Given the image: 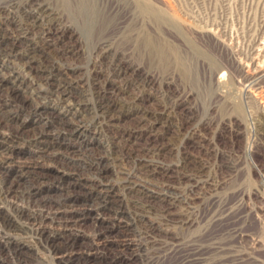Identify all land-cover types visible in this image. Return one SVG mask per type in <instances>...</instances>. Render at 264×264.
<instances>
[{
    "label": "rangeland",
    "instance_id": "obj_1",
    "mask_svg": "<svg viewBox=\"0 0 264 264\" xmlns=\"http://www.w3.org/2000/svg\"><path fill=\"white\" fill-rule=\"evenodd\" d=\"M49 1L60 9L64 24L67 21V27L75 32L77 46L86 55L92 53L93 60L98 53L95 46L104 41L113 44L116 57L135 80L131 91L143 96L140 103L148 111L162 115L157 122L146 121L147 125L142 126L149 130L134 137L129 131L141 124L132 113L118 121L113 133L118 144L171 169L167 175L158 174L148 185L158 190L169 183L179 191L189 190L188 203L169 206L172 221L163 225L166 230L161 241L153 243L146 235H128L129 241L143 246L127 250L124 256H130L132 251L138 256L122 264H264V136L257 127L258 113L242 96L252 92L247 87L248 74L264 67V0H145L141 12L128 0H114L108 7L102 6L100 0H86L92 7L85 6V10L75 7L77 0H71V8H65L62 0ZM84 13L93 16L95 28L91 36L80 29ZM124 23L121 29L117 27ZM245 89L248 92L244 93ZM262 89L264 84L257 85L254 92L262 95ZM177 99L185 103L173 108ZM168 113L172 120L165 125ZM90 115L85 112L83 117L92 124ZM23 119L32 118L23 114ZM151 124L155 126L153 131ZM90 130L85 138L87 147L96 150L107 136L103 133L94 137L95 127L90 125ZM21 142V151L26 152L28 146ZM163 144L167 148L158 155L157 148ZM25 159L29 160L25 153L13 155L12 167ZM184 160L190 166L205 168L208 182L197 184L180 173ZM42 164L57 167L50 161ZM58 193L62 192L49 182L41 196ZM72 194L80 199L85 196L78 189ZM93 217L78 225L76 231L91 235ZM23 235L36 248L22 257L0 248V264H88L78 257L69 263L59 261L36 245L29 234ZM110 240L116 241L117 236L112 234ZM110 249L101 251L107 253V262L119 253ZM96 261L89 264L104 263Z\"/></svg>",
    "mask_w": 264,
    "mask_h": 264
},
{
    "label": "bare ground",
    "instance_id": "obj_2",
    "mask_svg": "<svg viewBox=\"0 0 264 264\" xmlns=\"http://www.w3.org/2000/svg\"><path fill=\"white\" fill-rule=\"evenodd\" d=\"M128 1L141 12L145 0ZM62 2L65 8H71V0ZM75 2L78 10L92 7L83 5V0ZM99 2L108 7L115 1ZM81 16L80 29L90 35L95 28L92 13ZM66 24L63 13L49 0H0V58L4 57L0 62V248L14 257L33 251L36 246L25 239L23 233H27L59 261L69 263L78 257L88 264L96 260L122 264L138 256L133 247L139 245L129 241L128 235H146L153 243L161 241L166 230L163 225L172 221L169 206L188 203V189L179 191L166 182L158 190L148 185L158 174L167 175L171 169L118 144L113 133L118 121L132 113L141 124L129 131L134 137L149 130L142 126L146 121L157 122L162 115L148 111L140 103L143 96L131 91L135 80L128 76L110 41L95 46L98 53L93 60L92 53L86 55L77 46L76 34ZM123 26L125 23L117 27ZM248 75L247 87L252 92L245 89L248 93L242 96L258 113L257 127L264 136V94L254 92L257 85L264 84V67ZM52 100L55 104L50 103ZM184 103L177 99L173 108ZM85 112L91 114L92 124L84 119ZM23 114L32 119L21 120ZM170 120L169 114L163 122L170 125ZM90 125L95 127L94 137L103 133L107 136L96 150L88 148L85 139L92 132ZM154 128L151 124L150 130ZM21 140L28 146L26 152L21 151ZM166 146H159L156 153L162 155ZM22 153L29 160L12 167L13 155ZM42 161L57 167L47 168ZM180 168V173L197 184L208 182L202 166H190L184 160ZM49 182L62 193L41 196ZM77 189L84 191V198L72 194ZM91 216L95 221L92 234L77 232L76 227ZM112 234L117 236L116 241L110 240ZM107 249L119 251L112 262L106 261L107 253L101 254ZM129 249L134 251L124 256Z\"/></svg>",
    "mask_w": 264,
    "mask_h": 264
}]
</instances>
